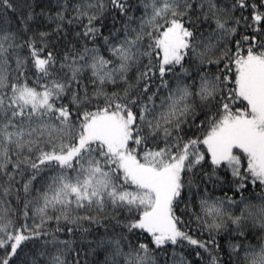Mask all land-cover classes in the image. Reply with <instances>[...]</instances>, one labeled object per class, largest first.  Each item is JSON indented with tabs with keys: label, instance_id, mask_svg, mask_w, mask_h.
<instances>
[{
	"label": "snow or ice",
	"instance_id": "1",
	"mask_svg": "<svg viewBox=\"0 0 264 264\" xmlns=\"http://www.w3.org/2000/svg\"><path fill=\"white\" fill-rule=\"evenodd\" d=\"M0 264H264V0H0Z\"/></svg>",
	"mask_w": 264,
	"mask_h": 264
},
{
	"label": "trees",
	"instance_id": "2",
	"mask_svg": "<svg viewBox=\"0 0 264 264\" xmlns=\"http://www.w3.org/2000/svg\"><path fill=\"white\" fill-rule=\"evenodd\" d=\"M217 194H220V193H217ZM229 195H231V193H229Z\"/></svg>",
	"mask_w": 264,
	"mask_h": 264
}]
</instances>
